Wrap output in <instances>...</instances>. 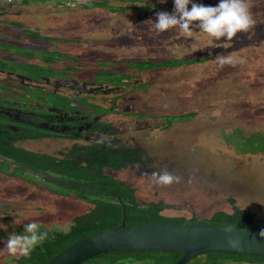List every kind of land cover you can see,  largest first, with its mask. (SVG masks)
<instances>
[{
  "label": "rangeland",
  "instance_id": "rangeland-1",
  "mask_svg": "<svg viewBox=\"0 0 264 264\" xmlns=\"http://www.w3.org/2000/svg\"><path fill=\"white\" fill-rule=\"evenodd\" d=\"M160 1L135 0L138 8L134 13L109 15L100 14V10L93 9L90 1L81 4L85 5L83 9L76 6L73 10H68L53 9L44 3L70 5V0H38L34 6L24 9L23 22L37 21L41 26L50 28H41L40 32H54L55 34L49 35L60 34L74 39L85 38L82 28L75 26L79 23L84 24L88 30L97 28L100 23L118 22L119 19L125 23L133 22L135 28H138L135 32V44L123 45L120 51L106 53L100 45L79 49L69 45L60 46L59 49L68 54H73L75 50L83 53V60L77 63L84 64L82 67L88 69L91 77H104L102 72L96 73L98 64L93 59L120 56L118 54L127 58L145 57L150 61L207 58L203 63L159 69L149 75L147 81L150 89L137 91L131 100L136 107L134 112L142 113L147 119L150 124L148 128H135L136 118L122 115L105 118L114 122L118 128H121L118 122L122 123L124 127L120 130L119 137L127 140L132 137L133 144L143 147L152 162L149 167H127L110 175L134 186L140 203L162 201L179 208L166 210L163 213L165 216L209 218L216 211L230 212L229 199L232 198L241 209L264 218V157L260 154H238L221 137L234 129H239L244 136L264 133V0H248L250 12L256 21L254 27L248 33L238 34L232 41H220L222 47L213 46L209 42L212 38L198 30H194L191 36L178 29L167 31L166 36L163 33L157 34L153 24L146 22L151 20L155 23L158 12L172 13L174 8L173 0H167L166 3ZM193 2L216 6L219 0ZM98 5L102 7V4ZM110 5L119 7L129 4L115 0ZM144 6L155 7L156 11H142ZM96 30H91L87 36L105 38V35H109L112 38V34H106L112 33L111 30H107L105 34ZM40 44L33 47L46 50L54 48L53 43ZM101 44L107 45L105 41H101ZM218 53L230 57L231 62L218 63ZM63 65L60 63L58 66ZM2 66H5L4 62L1 63ZM13 68H21L24 72L34 70L38 75H66V72H60V68L31 63ZM110 98L111 96L104 97L103 100L108 101ZM189 113L193 116L187 122L178 117L169 129L163 130L160 127L166 121L163 116ZM42 144L45 147L42 151L46 153L61 147ZM0 170L12 173L15 179L4 176L0 178V224L7 226L6 229H0V233L5 235H0V249L5 247L10 234H19L21 230L18 228H24L27 223L37 222L46 227L66 230L75 216L89 209L88 205H81L71 196H58L47 192L45 188L40 189L36 183L26 184L18 179L29 178L31 173L27 170L4 163H0ZM165 171L176 179L170 185L156 184L152 174ZM53 186L51 188L55 192L70 191L56 184ZM14 220H19V223H14ZM57 225L67 227L62 229ZM14 258L17 257L0 252V264H15L12 261ZM118 262L120 263L117 260L112 262L110 259H94L84 264H136L134 259L124 258Z\"/></svg>",
  "mask_w": 264,
  "mask_h": 264
},
{
  "label": "flooded vegetation",
  "instance_id": "flooded-vegetation-1",
  "mask_svg": "<svg viewBox=\"0 0 264 264\" xmlns=\"http://www.w3.org/2000/svg\"><path fill=\"white\" fill-rule=\"evenodd\" d=\"M75 1L80 4L87 3L88 1L91 4L93 2L102 3V1H106V6L103 10L94 7V9L100 10V14L125 15L130 12L134 13L138 8L135 6L137 4L135 0H127L128 6L122 5L119 7L110 5L115 0ZM28 8L30 6L22 5L19 2L0 0V62H4L5 64V66L1 67L0 63V140L10 142L12 146L36 154L50 156H54L59 150H69L73 147H86L93 143L102 144L103 142H107L108 145L114 144L115 146L123 143L129 147L138 146L133 144L132 137L129 140L119 137L120 130L124 127L122 123L118 122L121 126V128H118L114 122H110L105 118L110 115L136 118L134 121L135 128H148L150 124L146 121L147 119L145 120L142 113L134 112L136 107L131 103V100L134 99L133 95L137 91L150 89L147 80L153 71L159 69L166 70L168 68L162 67L142 71L130 68L126 64L146 62L150 61V59L145 57H141L142 59L136 58V56L127 58L124 57L125 55L118 54L120 56L115 55V57L93 59V62L113 61L118 65H97L98 69L96 73L102 72L104 77H91L88 74V69L82 67L84 64L80 65L77 63L83 60L81 59L83 53L75 50L73 54H68L59 49L60 46L66 45L76 49L100 45L103 50H106V53H108L107 51H120L123 45L131 46L135 44V32L138 30L137 27L135 28V24L131 21L125 23L119 19L118 22H103L97 28L94 27L87 30L83 26L84 24L79 23L75 26L82 28L85 35L84 39H74L69 36H67L69 38H65L60 34L58 36H51L49 34L54 32H40L41 28L50 29L49 27L41 26L42 24L40 22H23L24 9ZM125 8L129 9L125 10ZM142 11L151 13L155 12L156 8L144 6ZM95 29L100 34H105L107 30H111L112 33L106 34H112V38L109 35H105L107 36L105 38H90L87 36V34L89 35L91 33V30ZM27 30L32 31L37 35V38L26 36L24 32ZM166 33L164 32L163 35L166 36ZM101 41H105L107 45H102ZM40 43L43 45H52L53 43L54 48L52 50H46L39 49L40 47H33ZM27 44L34 45L26 46ZM18 48L22 50H33L35 52H33V56L26 57L23 55L24 52L22 53V50H18ZM44 51H54L64 55V57L73 58L77 62L65 63L63 61L46 66L60 68V72H66L64 76H52L51 74L50 76L49 74L38 75L33 69L31 72H24L21 68H13L14 66H22L24 62L31 64L37 63L38 66V63L42 62L39 53ZM150 62L158 63L161 61ZM60 63L64 65L59 67L58 65ZM120 63H124L125 65H121ZM42 66L45 65L43 64ZM67 66H75V68H78L75 70H62V68ZM110 96L111 98L108 101L103 100L104 97ZM103 105L109 106L106 107ZM22 136H26V138ZM13 137L20 138L12 140ZM42 143L52 144V147H61L46 153L42 151L45 148ZM23 168L30 173H34V179L36 181L34 183L40 189L45 188L47 192H52L50 189L51 184L43 183V179L47 178L39 175L38 172L41 171L27 166ZM103 171L107 174H113L115 172L108 167H104ZM127 184L130 185L129 183ZM76 202L81 205L84 203L80 201ZM84 205L86 206L88 204L84 203Z\"/></svg>",
  "mask_w": 264,
  "mask_h": 264
},
{
  "label": "trees",
  "instance_id": "trees-1",
  "mask_svg": "<svg viewBox=\"0 0 264 264\" xmlns=\"http://www.w3.org/2000/svg\"><path fill=\"white\" fill-rule=\"evenodd\" d=\"M12 1L19 2L25 6H31L38 3V0ZM121 1L127 3V0ZM70 2V5H63L58 2L53 5L50 3H44V5L51 6L53 9L62 8L68 10H73L76 6L77 8L83 9L85 6L80 3H76L75 0H70ZM105 3L106 1H102V3L93 2L92 5L93 7L103 10L106 6ZM98 4H102V7ZM24 33L26 36L37 38V35L30 30L25 31ZM18 50L22 49L18 48ZM33 52L35 51L25 49L22 50L23 55L26 57L33 56ZM52 54L54 56H50ZM43 55L44 57H42ZM39 56L42 60V64L39 62L38 65L44 64L45 66H48L50 64L63 61H65V63L77 62L73 58L64 57V55L54 51L40 52ZM207 60V58H195L188 60H164L158 63L146 61L126 65L130 68L142 71L162 67L168 69L178 68L181 66L203 63ZM25 63L27 62H24L22 66H24ZM95 64H98L99 66L118 65L113 61H97ZM120 64L122 65L124 63ZM39 69H41V67ZM75 69H77L75 66L62 68V70ZM192 116V113L175 116H163V119L165 118L166 121H164L163 125L160 127L163 130H167L172 126L174 119L178 120V117H180L183 122H187ZM20 137H13L12 140ZM22 137L26 138V136ZM221 137L223 141L229 147L234 148L238 154H260L264 157V133L258 132L244 136L239 129H234L228 134H222ZM0 156L4 159L57 177V179H60L61 182L43 179V183L52 184L51 187H54L53 185L56 184L61 187H65L70 191L55 192L52 188H50L52 193L62 197L71 196V198L75 201L84 202L89 205L87 212L75 216L66 230L46 227L39 223L41 231L48 232L47 238L43 243L36 246L29 256L12 259L15 264H47L62 250L78 240L103 230L116 228L121 224L122 220H124L126 226L149 224L174 226H189L193 224L204 226L264 225V218H259L254 213L241 209L235 204V201L232 198L229 199V204L231 206L230 212L216 211L212 213L209 218L203 219H196L195 217L186 219L180 216H165L163 213L166 210L179 208L165 204L162 201L149 203L138 202L135 196L136 189L134 187H131L121 179L104 173L103 168L108 167L117 172L121 168H127L130 166H137L139 168L149 167L152 163L151 157L141 146L129 147L123 143H120L119 146H115L114 144L108 145L107 142H103L102 144L93 143L86 147H73L69 150H59L54 156H50L36 154L31 151L12 146L10 142H3L0 140ZM0 163L4 162L0 161ZM22 169L26 170L25 168ZM0 173L3 174L4 177L14 179L12 173L3 172L2 170H0ZM34 177V173H31L29 178L18 177V179L24 181L26 184H35ZM116 197H119L121 203L116 199ZM18 229L21 230L19 234H22L24 228L21 226ZM0 235L1 237L5 236L1 233ZM181 256L182 254L177 252L119 250L99 255L84 263L94 259H110L112 262L117 260V263H120L118 260H123L125 258L134 259L136 264H176ZM184 264H264V257L224 252H206Z\"/></svg>",
  "mask_w": 264,
  "mask_h": 264
},
{
  "label": "water",
  "instance_id": "water-1",
  "mask_svg": "<svg viewBox=\"0 0 264 264\" xmlns=\"http://www.w3.org/2000/svg\"><path fill=\"white\" fill-rule=\"evenodd\" d=\"M0 161L14 167L22 164L4 159ZM40 176L61 182L57 177L38 172ZM116 199L121 203L119 197ZM123 209V207H122ZM263 224L255 226H174L133 225L124 220L113 229L89 235L62 250L47 264H83L84 262L119 250H152L182 254L176 264H184L206 252H224L264 257V237L260 231ZM233 241L232 245L229 241Z\"/></svg>",
  "mask_w": 264,
  "mask_h": 264
},
{
  "label": "clouds",
  "instance_id": "clouds-1",
  "mask_svg": "<svg viewBox=\"0 0 264 264\" xmlns=\"http://www.w3.org/2000/svg\"><path fill=\"white\" fill-rule=\"evenodd\" d=\"M167 0H161L166 3ZM174 8L172 13L158 12L156 22L151 23L157 34L167 32L171 29H178L181 33L191 36L194 30L212 38L209 42L215 47H222L220 41H232L241 33H248L255 25L250 12L248 0H219L216 6H206L194 3L193 0H173ZM191 9L189 10V5ZM220 64L230 63V57L221 54L216 55ZM153 181L158 185H170L176 178L168 173H153ZM19 223V220H14ZM66 228L67 225H57ZM7 226L0 224V229ZM264 237V229L259 233ZM48 236L47 231H41L37 222H30L24 225L22 234L12 233L8 236L5 247L0 252L11 257H27L36 246L43 243ZM234 242L229 241L232 245Z\"/></svg>",
  "mask_w": 264,
  "mask_h": 264
},
{
  "label": "crops",
  "instance_id": "crops-1",
  "mask_svg": "<svg viewBox=\"0 0 264 264\" xmlns=\"http://www.w3.org/2000/svg\"><path fill=\"white\" fill-rule=\"evenodd\" d=\"M1 176H4V175L0 173V178H1ZM2 178H3V177H2Z\"/></svg>",
  "mask_w": 264,
  "mask_h": 264
}]
</instances>
